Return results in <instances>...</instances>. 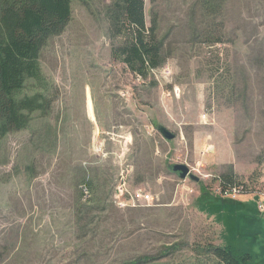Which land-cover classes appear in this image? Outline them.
Wrapping results in <instances>:
<instances>
[{"label":"rangeland","instance_id":"1","mask_svg":"<svg viewBox=\"0 0 264 264\" xmlns=\"http://www.w3.org/2000/svg\"><path fill=\"white\" fill-rule=\"evenodd\" d=\"M111 3L72 0L23 90L49 108L0 140V264H217L224 236L264 234L227 216L240 199L264 217V0H145L162 55L145 76L112 56ZM138 189L154 200L120 204Z\"/></svg>","mask_w":264,"mask_h":264},{"label":"trees","instance_id":"2","mask_svg":"<svg viewBox=\"0 0 264 264\" xmlns=\"http://www.w3.org/2000/svg\"><path fill=\"white\" fill-rule=\"evenodd\" d=\"M72 0H0V140L10 131L26 128L36 110L46 112L44 93L24 94L30 79H42L40 54L53 35L61 33L72 16ZM145 0H112L107 9L110 37L120 40L112 50L139 76L161 64L156 21L146 23ZM233 179L221 178L226 188ZM217 264H253L249 251L230 244L213 247ZM208 264V263H205Z\"/></svg>","mask_w":264,"mask_h":264},{"label":"crops","instance_id":"3","mask_svg":"<svg viewBox=\"0 0 264 264\" xmlns=\"http://www.w3.org/2000/svg\"><path fill=\"white\" fill-rule=\"evenodd\" d=\"M208 198H209V201L204 202V204L202 203L203 205H207V204L209 205V204H212L213 203L214 204L213 206H217L216 204H217L218 200H222V199H220V198H218V197H216V196H214L212 194L210 196H208ZM224 200H222V202ZM237 200H239L243 204L250 203V201H243V200H240V199H237ZM252 201H254L256 203V207H257V204H258L257 199L252 200ZM243 204L238 203L235 206H232V209H235V211H232V212L229 211L228 214H227V216L229 218V221L232 222L233 225H234L233 226L235 228L234 233L237 235V237H240V236L243 237V236L246 235L243 232V222L245 221V217L248 218L247 220L251 223L252 228L254 226L259 225L260 229H264L262 227V223H264V217H260L261 219H258L254 215L248 214L246 212ZM258 213L261 216L264 215V212L263 213H260L258 211ZM248 233H250V231H248ZM251 234L254 237L252 239L253 240V243H251V246H249V241L248 240L246 241L244 238L242 239V241L245 243V246H243L242 244H235V245L230 244V245H232L233 247H235L237 250H240V251H249L252 254V256L254 257L255 252H253V250H250L247 247H253V244L254 243H259V246L264 245V234L259 235V233H257V234L254 233L253 234L252 232H251ZM227 242H228V240H226V238L224 236L222 238V245L228 244ZM254 245H256V244H254ZM260 253H261V255H258V256L260 258L264 257V248L263 249H260Z\"/></svg>","mask_w":264,"mask_h":264},{"label":"built area","instance_id":"4","mask_svg":"<svg viewBox=\"0 0 264 264\" xmlns=\"http://www.w3.org/2000/svg\"><path fill=\"white\" fill-rule=\"evenodd\" d=\"M119 191H121V189H119ZM124 192L125 191H123V194H124ZM128 194H129V199L128 198L125 199L124 203L122 202L120 204H123L125 206H128L130 203L132 205H138V203H140V202L149 203V202L154 200V197H153V195L151 193L146 192V191L143 192L141 189L136 190L134 193H129L128 192ZM226 196L232 197V198H236L235 188L227 189L226 190ZM262 197L264 198V195H262ZM258 202H261L260 204H263L262 202H264V201L261 200V201H258Z\"/></svg>","mask_w":264,"mask_h":264},{"label":"water","instance_id":"5","mask_svg":"<svg viewBox=\"0 0 264 264\" xmlns=\"http://www.w3.org/2000/svg\"><path fill=\"white\" fill-rule=\"evenodd\" d=\"M158 130L163 135L164 138L172 140L176 137V134L170 131L167 127L163 125L158 126ZM172 170L180 175L181 178L186 179L190 178L196 182L200 180L199 176L194 174L191 169L185 164H175L172 167Z\"/></svg>","mask_w":264,"mask_h":264},{"label":"bare ground","instance_id":"6","mask_svg":"<svg viewBox=\"0 0 264 264\" xmlns=\"http://www.w3.org/2000/svg\"><path fill=\"white\" fill-rule=\"evenodd\" d=\"M89 108V107H88Z\"/></svg>","mask_w":264,"mask_h":264}]
</instances>
